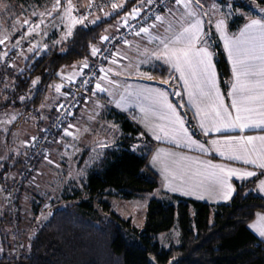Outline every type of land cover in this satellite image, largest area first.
<instances>
[{
	"label": "trees",
	"instance_id": "trees-1",
	"mask_svg": "<svg viewBox=\"0 0 264 264\" xmlns=\"http://www.w3.org/2000/svg\"><path fill=\"white\" fill-rule=\"evenodd\" d=\"M134 1L141 0H126L125 6L118 8L115 15L97 24H91L88 18L68 41L47 52L36 51L23 65L13 61L9 68L4 66L0 70V100H6L3 108L28 116L24 118L25 123L32 121L29 116L37 118L38 133L33 140L51 128L57 106L65 99L67 69L92 60L93 49L107 25L123 15ZM223 2L247 11L264 9V0ZM244 22L243 18L231 22V32ZM204 39L211 47L221 87L227 93L231 68L220 39L212 28L205 31ZM149 71L167 82L165 89L172 103L193 135L201 137L193 113L179 92L176 74L161 64ZM57 83L61 84L60 88L54 90ZM62 92L64 99L55 103L57 95ZM111 113L119 125L120 136L89 171L85 193H64V200L53 204L48 217L37 225L19 260L4 254L0 256V264H150V258L156 264H264V242L249 230L257 211H264V197L257 190L261 176L234 182V195L226 204L210 205L175 195L162 200L152 199L141 232L114 212L110 198L117 196L131 200L142 194L162 191L160 176L149 167L155 143L124 114L115 110ZM60 132L62 130L55 132L47 143V153L35 158L37 172ZM31 155L32 149L28 146L19 156V177ZM18 181V178L13 180L11 186ZM11 186H6L5 190ZM23 190L24 187L19 189L17 206ZM84 196L88 198L83 199ZM95 204L105 212L104 215L92 214ZM176 219L181 229V243L165 249L155 242V236L168 232ZM124 228L139 233L140 243L129 240Z\"/></svg>",
	"mask_w": 264,
	"mask_h": 264
},
{
	"label": "crops",
	"instance_id": "crops-1",
	"mask_svg": "<svg viewBox=\"0 0 264 264\" xmlns=\"http://www.w3.org/2000/svg\"><path fill=\"white\" fill-rule=\"evenodd\" d=\"M141 1L144 3L137 9L138 11L136 13H133V9L130 7L124 13L126 18L122 17L123 15L119 17L123 18L121 22L118 23L119 18H117L107 25L101 39L94 49L101 48L103 39L107 36L116 34L124 23L139 18L144 9L152 2V0ZM120 5H123V3ZM188 13L189 9L185 8L183 4L174 3L158 15L163 19L158 20L156 18L149 28H147V32L143 31L139 34L126 37L124 42L116 44L115 58L103 65L101 77L97 81V84L105 90L100 91L97 89V84L92 88L89 96V99L92 100L88 99L77 110L70 122V126L68 125L69 127L66 129L67 131L64 130L60 132L58 138L55 139L50 148V153L51 151L54 153L56 151L55 154L57 156H60L64 152L67 154L69 153L72 154L75 160L85 156L89 149L86 145H82L76 141L74 131L81 125V121L85 119V117L81 115V112L83 110L90 112V110L96 108L97 104L95 101L106 102L105 94L108 92L109 87L115 86L117 90L114 98V106H111L112 111L115 110L118 113L124 114L155 143L153 154L149 160V167L161 178L162 192L159 191L160 200L166 199L168 195H175L210 205L226 204L231 201L234 195V182L247 181L258 176L261 177L257 183V190L264 197V190H261L260 187L261 183L264 182V169L259 167L260 160L264 157V141L257 139L253 140L251 144H246V156L239 150V142L242 138H247L249 136L264 137V125L259 127L249 126L243 130L237 127L235 129L222 128L221 131H215L214 129L217 126L218 118L215 117L213 111V106L219 107L220 101L222 100L223 105L227 107L228 112L232 115L228 117L223 112V109H220L221 116L224 117L225 121L234 119L236 109L232 107L233 99L235 98L240 101L244 96H252L256 99L252 100L250 103L242 104V107L247 106L255 109L254 112L247 114L252 121L256 122L262 118L261 113L264 112V108H261V102L259 100L261 94L260 82L262 78L259 76L242 77V84L246 87H251L252 92H233V85L236 83V68L234 67L233 57L229 54L226 37L228 40L238 39L240 33L251 21L259 20L264 22L263 17H251L248 19L241 32L237 35L230 34L227 27L225 28L224 26L223 32L216 26L212 27L213 31H217L216 33L218 34L231 68V80L227 93L223 91L221 87L213 52L204 39L206 31L205 23H203L199 17L197 18L202 21V37L197 43V47H204L211 54V64L213 66L211 71L214 73L215 87L212 86L205 75L200 74L199 68H197L196 75H193L190 69H184L185 76L189 81L188 85H185L184 80L180 78V72L173 66V62L169 61L164 45L161 43L157 48L165 66L176 74L180 84L179 92L183 95L186 105L193 113L201 137H195L193 135L187 126L186 120L172 103L167 89L164 88V85L167 84L165 81L152 74L147 77L129 79L125 82H122L120 79V67L129 63L131 59L135 60L137 58L135 53L136 50L140 51L141 46L144 45L147 38L150 35H154L158 28L160 29L162 26L166 25L169 27L171 26L168 37L164 39V41L167 42L168 40H174L183 32L184 28L188 27L191 22L197 19L195 16H189ZM180 18H182L181 23L177 24ZM252 34L258 36V31H254ZM256 43H259V40H257ZM183 46L182 42L176 44L169 43V48H181ZM86 62L87 61L77 64V66L71 69L74 78L70 81L81 76L82 64ZM256 63H258V61ZM160 93H165L166 95L162 97ZM190 93H192V95H190ZM202 93H208V95H203ZM217 93H219V98H217ZM63 99L64 92L57 95L55 103ZM166 104H170L175 109V113L183 121V129H181L179 123L174 122L175 115L166 107ZM241 115H245V113L241 112ZM87 116H89V113H87ZM82 117L84 118L82 119ZM33 132L37 133L36 126ZM67 132H71L72 135H67ZM213 141H217V143L214 144ZM69 144L71 145L68 146ZM234 155H241L242 158H231ZM13 157L14 155H12L11 159ZM246 159L256 160L257 163H246ZM43 162L44 160L41 161L40 168ZM221 168L224 169L223 172L220 171ZM230 169L236 170L237 174L229 175L228 170ZM18 172L15 177H18ZM245 172H254L256 175L251 177L239 176L238 178V174ZM213 173H215V175H213ZM221 181L224 182L222 183ZM8 182L9 181L1 184L0 190H2L3 193H5ZM61 187L62 191H64L66 185L63 184ZM24 192L25 187L23 193ZM3 201L2 198V206ZM4 215L1 216V220L4 218ZM260 215H264V211H257L254 219L249 224V230L258 239L264 242V237L260 236L258 230L253 227V225L257 224ZM1 220L0 222H2Z\"/></svg>",
	"mask_w": 264,
	"mask_h": 264
},
{
	"label": "rangeland",
	"instance_id": "rangeland-1",
	"mask_svg": "<svg viewBox=\"0 0 264 264\" xmlns=\"http://www.w3.org/2000/svg\"><path fill=\"white\" fill-rule=\"evenodd\" d=\"M89 1L70 0L72 9L69 12L67 10L69 0H60L58 9L53 7L55 0H28L27 2L0 0V40L4 41L0 43V70L4 66L9 68L15 61L23 65L36 51L47 52L52 50L68 41L79 26L87 23L88 18H91V24H97L104 18L107 19L115 15L126 3V0H118L119 9L88 16L85 6ZM122 3L123 5H120ZM143 3L142 1H134L132 9H139ZM200 4L202 7L196 5L195 0H193L192 9L197 13L195 17H199L205 23L207 30L223 21V26L227 27L229 33L237 35L251 17L264 18V9L261 8L257 9L256 12L247 11L236 8L228 2H223V0H200ZM122 17L126 18L124 14ZM239 18H243L245 22L235 32H231V22ZM121 20L123 18H119L118 23ZM181 20L182 18L177 24L181 23ZM24 21L29 23L25 24ZM41 21L43 22L41 23ZM37 24L39 25L38 28L35 27ZM170 27L166 25L160 29L158 28L154 35L147 38L140 51L136 50L137 58L135 60L131 59L129 63L120 67L119 72L122 82L136 77L150 76V68L158 64L165 65L157 48L161 41L168 37ZM216 35L218 36L217 33ZM74 66H77V64H74ZM74 66L68 68L69 70L67 69L64 77L65 83L74 78L71 72ZM60 85L59 83L55 84L54 90L59 89ZM167 86L168 84H165L164 88ZM116 90L115 86L109 87L108 92L105 94L106 102L95 101L98 108H93L90 112L87 110L81 112L85 119L82 117L84 121L82 120L81 125L74 131L76 141L86 145L89 149L85 156L75 160L72 154L64 152L57 156L56 151L55 153L51 151L41 164V168L39 165L38 172L23 186L25 192L21 194L19 216L14 215L13 210L6 203V199H9L7 197L9 188L5 190V193L0 190V220L1 216L5 214L1 220L2 222H0V256L7 254L14 260H19L22 254L25 253L29 238L33 235L37 225L48 217L50 207L53 204L62 202L64 193H67V195L75 194L77 191H80L81 195L85 193L84 186L87 184L89 171L101 160L105 150L111 147L120 136L119 125L111 117V106H114ZM5 103L6 100H0V187L2 183L7 181L9 182L6 186H11L13 180L20 179L19 176L15 177L20 167L17 164L19 156L25 151V148L30 146L33 138L38 133V131L37 133L33 132L37 118L29 116L32 120L31 124L25 123L24 118L28 116H24L16 110L3 108ZM87 113H89V116H87ZM12 155L14 157L11 159ZM63 184L66 185L64 191L61 187ZM2 198L4 200L3 206L1 205ZM87 198L88 196L83 197V199ZM152 199H160L159 192L142 194L131 200H123L116 196L110 198V204L114 212L124 220H129L133 228L141 232ZM94 208L92 214H105L97 204L94 205ZM128 230V228H124V234L133 243L139 244V233L134 234ZM181 237L180 225L176 219L173 227L168 232L155 236V242L161 247L169 249L171 246L180 245ZM150 264H156L153 258H150Z\"/></svg>",
	"mask_w": 264,
	"mask_h": 264
},
{
	"label": "snow or ice",
	"instance_id": "snow-or-ice-1",
	"mask_svg": "<svg viewBox=\"0 0 264 264\" xmlns=\"http://www.w3.org/2000/svg\"><path fill=\"white\" fill-rule=\"evenodd\" d=\"M177 3L183 4L185 8L189 9V16H196L197 13L192 9L193 0H177ZM195 4L202 7L200 4V0H195ZM54 9H58L60 7V0H55ZM113 7H118V5H113ZM72 9V4L69 0L67 5V10L70 12ZM138 10L133 9V13H136ZM158 20H162V17H156ZM43 21H41L42 23ZM25 24H28V21H24ZM202 21L197 18L193 22H191L188 27L184 28L183 32L180 33L174 40H168L165 42L164 40L161 43L164 45V49L166 50V54L168 55L169 61L173 62V66L180 72V78L184 80L185 85H188L189 81L185 76V68H188L192 71L193 75L197 74V68L200 69V74L205 75L207 80L211 82L212 86L215 87L214 73L211 71V54L204 47H197V43L201 40L202 30H201ZM224 22L220 21L217 23L216 27L224 31ZM36 28L39 25H35ZM144 32H147L148 29H143ZM254 31H258V36L252 35ZM259 40V43L256 41ZM3 40H0V43H3ZM182 42L183 47L181 48H169V43L176 44ZM226 43L229 47V54L233 57L234 67L236 68V83L233 85L234 93H245L252 92L251 87H246L242 84V77H255L259 76L262 78L261 80V94L259 96V100L261 102V108H264V22L259 20H253L250 24L246 26V28L240 33V37L235 40H228L226 37ZM96 50H93V54H95ZM258 61V63H256ZM97 89L100 91H104L105 89L101 88L99 84L96 85ZM59 90V89H58ZM203 95H208V93H202ZM163 97L166 94L160 93ZM192 95V93H190ZM217 98H219V93L216 94ZM256 99L252 96H244L240 101L237 99H233L232 107L236 109V115L234 119H228L225 121L224 117L221 116L220 109H223V112L228 117H231V113L228 112L226 106L223 105L222 100L220 101L219 107L213 106V111L215 113V117L218 118L217 126L215 127V131H221L223 129H235L239 127L243 130L249 126L259 127L264 125V112L261 113V119L259 121H252L250 114L255 111L254 108L244 106L242 104L250 103L252 100ZM166 107L175 115V123H179L181 129H183V121L179 118V116L175 113V109L170 105L166 104ZM241 112L245 113V115H241ZM163 130V129H162ZM186 131V130H185ZM67 135H72L71 132H67ZM264 141V137H247L242 138L240 143V151L243 154L247 155L246 144H251L253 140ZM213 143H217V141H213ZM202 147V146H201ZM231 158L233 159H241V155H234ZM246 163H257L256 160H245ZM216 167V166H212ZM259 167L264 169V157L261 158ZM221 172L224 171L223 168L220 169ZM229 175L237 174L236 170H228ZM215 175V173H213ZM256 175L254 172H245L238 174L239 176H247L251 177ZM222 183L224 181H221ZM261 190H264V182L261 183ZM176 190V189H173ZM258 232L259 235L264 237V215H260L258 218V222L256 225H253Z\"/></svg>",
	"mask_w": 264,
	"mask_h": 264
},
{
	"label": "built area",
	"instance_id": "built-area-1",
	"mask_svg": "<svg viewBox=\"0 0 264 264\" xmlns=\"http://www.w3.org/2000/svg\"><path fill=\"white\" fill-rule=\"evenodd\" d=\"M117 3L118 0H90L85 11L88 16H93L96 13L103 14L117 9L118 7H113ZM174 3H177V0H152L139 18L124 23L116 34L105 37L101 48L95 49L96 52L93 54L92 60L82 64L81 76L66 83L65 99L57 106L51 128L45 130L40 137L32 140L30 144L31 158L27 160V166L20 174L19 181L15 182L8 190L7 197L9 199H6V203L9 204L7 205L13 210L14 215H18L19 212V206L15 204L19 189L37 173L35 158L47 153V143L51 141L54 133L66 128L77 110L89 98L90 90L95 87L101 77L103 65L115 58L116 44L124 42L126 37L139 34L143 32V29L149 28L156 17Z\"/></svg>",
	"mask_w": 264,
	"mask_h": 264
}]
</instances>
